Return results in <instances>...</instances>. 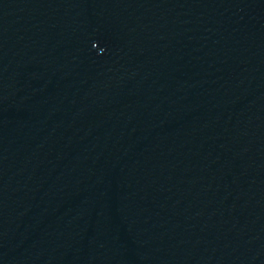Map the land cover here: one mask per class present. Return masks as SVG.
<instances>
[{
    "label": "water",
    "instance_id": "water-1",
    "mask_svg": "<svg viewBox=\"0 0 264 264\" xmlns=\"http://www.w3.org/2000/svg\"><path fill=\"white\" fill-rule=\"evenodd\" d=\"M0 264H264V0H0Z\"/></svg>",
    "mask_w": 264,
    "mask_h": 264
}]
</instances>
